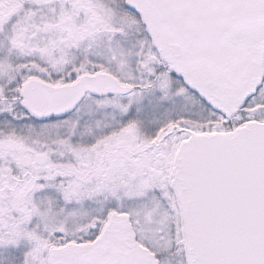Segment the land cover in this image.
Wrapping results in <instances>:
<instances>
[{
    "label": "snow or ice",
    "instance_id": "snow-or-ice-1",
    "mask_svg": "<svg viewBox=\"0 0 264 264\" xmlns=\"http://www.w3.org/2000/svg\"><path fill=\"white\" fill-rule=\"evenodd\" d=\"M0 264H264V0H0Z\"/></svg>",
    "mask_w": 264,
    "mask_h": 264
}]
</instances>
